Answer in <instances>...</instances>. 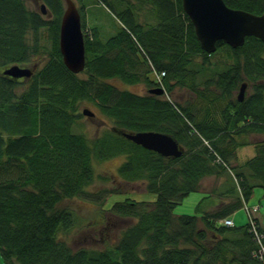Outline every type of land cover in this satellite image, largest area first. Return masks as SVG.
<instances>
[{"label":"trees","instance_id":"trees-1","mask_svg":"<svg viewBox=\"0 0 264 264\" xmlns=\"http://www.w3.org/2000/svg\"><path fill=\"white\" fill-rule=\"evenodd\" d=\"M77 1L86 45L84 76L70 71L60 52L64 0H41L46 14L26 0H0V264H262L254 257L258 245L249 224L230 227L221 220L240 210L256 187L264 190V139L253 143L255 154L246 161L238 156L239 148L251 144L238 136L264 135V41L248 36L238 48L219 41L216 52L227 49L233 58L219 68L211 63L215 52L201 47L183 0H94L118 19L112 34L96 23L87 31L89 3ZM224 1L264 13V0ZM43 29L52 46L42 68L26 81L4 75L8 66L41 53ZM153 71L165 72L169 98L110 81L143 83L149 90L158 85ZM201 75L209 79L203 82ZM245 81L251 92L242 101L233 99ZM177 86L188 87L202 102L214 87L229 101L215 118L213 102L200 108L194 97L173 100ZM84 101L112 122L93 140L74 131ZM124 131L167 133L184 153L163 156L127 139ZM119 155L125 159L117 174L125 182H144L156 194L154 201L125 198L103 209L121 191L88 189L96 178L95 163ZM210 176L225 179L222 190L214 187L194 214H175ZM211 196L218 203L206 209ZM76 197L135 222L113 246L74 249L60 233L75 225L73 211L62 203ZM259 229L264 232V226Z\"/></svg>","mask_w":264,"mask_h":264},{"label":"rangeland","instance_id":"rangeland-1","mask_svg":"<svg viewBox=\"0 0 264 264\" xmlns=\"http://www.w3.org/2000/svg\"><path fill=\"white\" fill-rule=\"evenodd\" d=\"M75 2L78 6L80 5L77 0H75ZM26 3L29 8L41 11V0H26ZM87 3H89L86 9L87 31H90L92 26L96 23L103 30L105 28L106 31H109L110 27L111 34L114 33L118 27L119 21L112 15L110 10L102 3L99 4L94 0H88ZM43 32L44 34L42 35L41 40V53L31 58L30 62L19 64L22 67H29L34 69V71H38L47 61L48 52L52 46V42L48 38V31L43 29ZM216 51H214L215 53L212 52L214 54L210 57L211 63L219 66V68H223L225 65L233 63V58L229 57V51L227 49H223L221 52ZM210 71L212 72V70ZM81 75L84 76V73H81ZM151 78H153V75H151ZM208 79V75H201L200 77V80L203 82H206ZM110 81L122 89L140 94H146L148 92V87L143 83L125 84L119 78H113ZM196 81H198V79H196ZM163 88L166 89L164 85ZM200 88L203 89V86L200 85ZM211 90L212 91L208 93L206 98L203 99L204 102H202V99H200L198 95L195 92H192L188 87L181 88L177 86L173 90L171 97L173 100L181 102L193 99L194 97V103L197 104L200 102V105H198L200 108L208 106L211 102H213L210 109L213 117L217 118L221 114V110L227 106L229 99L225 96H221L219 91L214 92V87H211ZM239 91L240 90L238 89L234 93L233 99L236 98L238 100L237 96ZM250 92L251 84L247 82L246 94L248 95ZM85 108L95 112V116L90 117L83 115V117L79 119L78 123L75 124L74 131L83 133L89 139L93 140L102 134L106 129L110 128L112 126V122L98 110L94 103L89 101L82 102L79 107L80 112H82ZM238 139L239 141L248 143L251 142V144H253L254 142L263 140L264 135L254 133L251 135L238 136ZM239 150L243 159L246 158L245 154H248L249 156L255 154V147L253 145L246 146L244 148L241 147ZM124 159V155H119L115 158L95 163L96 178L94 183L91 184L88 189L93 192H97L103 188H118L121 191L120 193H115L110 196L103 209H108L114 202L123 201L125 198H133L138 201H154L156 199V194L146 190L144 182H125L121 179L117 172L118 167ZM216 182L217 181L214 180V177L204 178L201 190L188 195L183 202L176 207L175 214H194L196 211L195 208L200 203V200L206 196V194H209L214 187H218ZM216 203H218L217 198H215V196H211L209 200H206V209L211 206L215 207L214 205ZM248 203L250 206H260L259 221L261 225H264V190L262 187L255 188L253 196L249 199ZM62 205L69 207L73 211L76 222L74 227L69 232L60 233V237L61 239L67 241L74 249H79L81 247L104 249L113 246L117 242L122 231L128 225L135 222V220L130 218L124 219L111 215L108 211H104L97 202L82 197L65 200ZM232 218L233 220H236L235 225H244L249 221L245 208H241L234 213Z\"/></svg>","mask_w":264,"mask_h":264},{"label":"water","instance_id":"water-1","mask_svg":"<svg viewBox=\"0 0 264 264\" xmlns=\"http://www.w3.org/2000/svg\"><path fill=\"white\" fill-rule=\"evenodd\" d=\"M65 8L60 27V52L66 67L73 73H80L86 67V45L82 29L81 13L75 0H64ZM43 14L47 13L44 3L40 4ZM185 13L191 19L201 47L209 53L217 50L218 42L223 41L233 48L245 44L246 37L255 36L264 41V13L257 14L245 9L233 8L224 0H183ZM3 73L7 76L30 78L34 71L29 67L12 65ZM247 82H243L238 94L242 101L246 96ZM155 94L164 90L155 88ZM82 113L94 116L88 108ZM122 135L146 149L166 157H181L184 150L169 134L156 131L122 132Z\"/></svg>","mask_w":264,"mask_h":264},{"label":"built area","instance_id":"built-area-1","mask_svg":"<svg viewBox=\"0 0 264 264\" xmlns=\"http://www.w3.org/2000/svg\"><path fill=\"white\" fill-rule=\"evenodd\" d=\"M258 210H259L258 206L253 207V208L246 206V211L249 215V219L251 223L250 230L253 232L254 237L257 243L259 244V248L256 251L255 256L264 262V234L260 231L259 225L255 219V214ZM225 223L227 225H231L232 221L230 219H226Z\"/></svg>","mask_w":264,"mask_h":264},{"label":"crops","instance_id":"crops-1","mask_svg":"<svg viewBox=\"0 0 264 264\" xmlns=\"http://www.w3.org/2000/svg\"><path fill=\"white\" fill-rule=\"evenodd\" d=\"M250 145H253V144H250ZM250 145H247V146H250ZM254 146V145H253ZM244 147H246V146H244ZM244 147H242V148H244ZM238 156H239V162H244L245 160H247L248 158H250V157H252V156H249L248 154H245V159H243V157H241V155H240V150L238 151ZM248 156V157H247ZM211 177H214V180L215 181H217L216 182V185L218 186V190L219 191H221L222 190V187H223V182L225 181V179L223 178V177H215V176H210V177H206V178H211ZM203 193H205V192H203ZM232 218V217H231ZM233 219V218H232ZM234 221V224H235V222H236V220H233ZM246 224V223H245ZM235 226H242L241 224L240 225H235Z\"/></svg>","mask_w":264,"mask_h":264}]
</instances>
